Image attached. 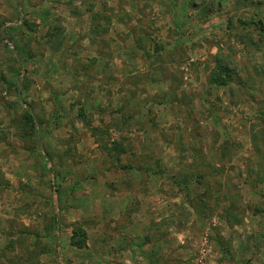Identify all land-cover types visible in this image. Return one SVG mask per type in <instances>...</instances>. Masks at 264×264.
<instances>
[{"label":"rangeland","instance_id":"374dc122","mask_svg":"<svg viewBox=\"0 0 264 264\" xmlns=\"http://www.w3.org/2000/svg\"><path fill=\"white\" fill-rule=\"evenodd\" d=\"M261 28L264 0H0V264H264Z\"/></svg>","mask_w":264,"mask_h":264},{"label":"trees","instance_id":"16d2710c","mask_svg":"<svg viewBox=\"0 0 264 264\" xmlns=\"http://www.w3.org/2000/svg\"><path fill=\"white\" fill-rule=\"evenodd\" d=\"M259 33H262L264 35V28L259 29ZM220 68H221V66H220ZM220 73H217L216 75H214L212 80L214 83H216L218 85H226L228 81L226 79H222L221 78L222 75ZM226 77L228 78V75H226ZM26 119L29 120L30 118L26 117ZM86 241H87L86 234L82 228L78 227L72 231V234L70 237V246L71 247L78 249V250L84 249L86 247Z\"/></svg>","mask_w":264,"mask_h":264}]
</instances>
